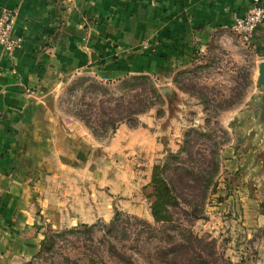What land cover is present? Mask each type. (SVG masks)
I'll list each match as a JSON object with an SVG mask.
<instances>
[{
	"label": "rangeland",
	"instance_id": "1",
	"mask_svg": "<svg viewBox=\"0 0 264 264\" xmlns=\"http://www.w3.org/2000/svg\"><path fill=\"white\" fill-rule=\"evenodd\" d=\"M8 12L15 18L14 12ZM186 22L188 24L184 25V30L167 31L168 26H164V30L171 35L163 33L151 43H141L136 47L133 57L135 63L144 64L142 67L135 65L136 74L143 71L148 74L164 98L162 106H155L138 119L137 127L145 128L151 134L160 145L161 155L144 164L139 154L134 156L135 159H130V162L127 161L126 156L122 155L125 151L122 147L125 136L120 138L118 147H109L111 152L103 147L97 148L94 151L93 163L91 162L83 174L67 177L73 181L79 179L82 184L80 189L76 181L73 184L76 187L72 186L71 196L67 194V199H59V196H56V214L58 219H61L57 225H52L49 218H44L40 203L36 204V199L31 198L29 206L33 207L30 214L33 229L23 231L20 248L17 252H11L6 264H127L114 258L107 246L100 243L102 226L113 220L114 211L117 210L123 219L128 217L131 224L137 219L151 224L155 229L160 228L159 225H154L149 203L143 196L145 177L148 175L149 183L152 167L164 158L166 151H179L183 135L188 129H205L207 117L197 96L187 94L181 89L202 94L200 97L209 101L211 110L221 102H236L238 95L243 93L241 104L245 100L252 101L251 97L258 95L259 91H263L264 97V89L257 84L258 68L261 64L257 55L260 54L250 41H243L233 31L232 25H209L208 32L201 36L195 31L202 28H192L188 18ZM143 59L149 62L144 63ZM90 80L94 81L84 75L71 77L49 96L51 110L63 117L66 123L70 122V119L79 122L72 115L87 110V106L93 103L94 99V111L99 112V101L102 97L98 95L94 98V94L85 90L90 87ZM114 82L105 78L98 79V83L110 89L111 97H119L121 94L115 91L117 83ZM108 105L112 107L113 103ZM262 105V99L255 105L261 114L258 122H264ZM238 108L239 106L219 112L216 116L219 127L227 132L228 137L225 144L219 146L216 187L206 200L203 218L195 221L187 220L182 215H177V218L199 238L213 240L217 256L224 261L227 260L231 264H264V146L260 152L254 153V162L249 164L245 171L239 168L229 172L225 169V157L222 156L228 148L234 149L236 157L244 154L242 145L238 143L245 134L240 136L238 131L248 121H254L245 120L244 114L235 115ZM1 117L0 113V119ZM123 127L133 130L127 124ZM205 131L212 134V142L222 141L223 137L216 127L214 128L213 121ZM212 142L202 140L196 149L207 155ZM104 143L106 144L103 146H106L109 141ZM97 158L98 169H94L97 166ZM257 158L258 168L255 165ZM253 168L258 169L257 176L250 174ZM56 180V183H59L63 179L59 177ZM49 183L53 189V182ZM114 184L119 192L111 190ZM245 185L248 186L247 192L240 190ZM29 187L31 190L35 189L34 176ZM56 188L58 189L57 185ZM79 190L81 191L78 192ZM50 200L47 205H51ZM97 216L101 218L95 219ZM93 225V233L90 236L85 234L83 226ZM71 230L77 232L67 233ZM140 231L141 226L136 228L132 225L126 239L111 241L117 252L128 258L131 264H160L154 253L157 247L167 246L165 240H162L165 235L173 236L175 243L180 241L177 232L165 231L163 235L159 234V237H150L147 232L137 235ZM30 232H33L32 235L28 234ZM54 233L61 236L56 238L49 251L41 253L42 241ZM37 235H41V239L30 245L29 237L35 238Z\"/></svg>",
	"mask_w": 264,
	"mask_h": 264
},
{
	"label": "crops",
	"instance_id": "2",
	"mask_svg": "<svg viewBox=\"0 0 264 264\" xmlns=\"http://www.w3.org/2000/svg\"><path fill=\"white\" fill-rule=\"evenodd\" d=\"M251 5L252 0H0V13H15L12 37L20 39V45L9 53L0 47V264H6L11 252L20 248L23 231L33 229L31 198L40 203L44 218L58 224L56 196H71L76 181L80 189L79 179L67 177L83 174L93 163L97 148L109 152V147H118L125 136V151L121 152L127 161L139 154L144 164L161 155L160 145L145 128L130 130L121 124L110 138L98 141L80 121L66 123L51 110L49 96L74 76L114 83L149 76L144 71L136 74L135 65L144 64L135 63L133 57L141 43H151L163 33L171 35L164 26H168L167 31L184 30L188 18L192 28H202L195 31L202 36L209 25H233ZM251 43L260 54L258 61L263 62L264 22L255 30ZM262 92L253 95L250 102L245 100L234 113L244 114L245 120L254 123L248 121L238 131L240 136L245 134L238 143L244 154L236 157L233 148L224 151L229 172L245 171L253 164L254 153L264 146V122H258L261 114L255 107L263 98ZM104 142L108 144L103 146ZM257 168L250 174L257 176ZM33 176L35 189L31 190ZM59 177L63 180L56 183ZM144 181L146 185L148 175ZM49 182H53V189ZM247 187L240 190L247 192ZM111 190L119 192L115 184ZM49 200L51 205H47ZM29 238L31 245L41 235Z\"/></svg>",
	"mask_w": 264,
	"mask_h": 264
},
{
	"label": "trees",
	"instance_id": "3",
	"mask_svg": "<svg viewBox=\"0 0 264 264\" xmlns=\"http://www.w3.org/2000/svg\"><path fill=\"white\" fill-rule=\"evenodd\" d=\"M84 81L89 82V80ZM90 83V87L85 89L86 92L94 94V98L98 95L102 97L99 101V112L95 113L94 99L93 103L87 106V110L79 111L72 117L80 121L98 141L110 138L121 124H127L131 129L137 128L140 115L164 104L163 96L149 76H132L119 81L115 87V91L121 94L119 97L113 95L111 97L110 89L96 81L90 80ZM181 90L197 96L207 116L205 129H208L213 121L214 128L216 127L221 133L223 139L221 142H212V134L206 132L204 128H190L183 135L179 151L176 153L166 151L164 158L152 167L150 182L142 188V191L149 203L153 223L159 225V229L137 219L131 224L129 218L123 219L122 214L117 210L114 211L113 220L108 225L102 226L100 243L107 246L114 258L127 264H131L129 259L117 252L111 241L126 239L132 225L136 228L142 227V231L137 235L147 232L150 237H159L158 235H163L165 231L179 234L180 241L175 243L173 236L165 235L162 240H165L167 246L156 248L154 256L160 264H231L217 256L213 240L207 241L196 236L182 225L177 215H182L191 221L203 218L206 200L216 187L219 173V146L224 145L228 137L227 132L219 127L216 116L219 112L238 107L244 93L238 95L236 102H221L211 110L209 101L200 97L202 94H197L193 90ZM125 96L129 98L126 99ZM110 103H113L112 107L108 105ZM202 140L212 142L207 155L196 149ZM83 228L84 233L90 236L95 225L83 226ZM74 232L77 231L71 230L67 233ZM64 234L65 232L62 235ZM60 236L61 234L58 233L46 236L41 243V253L49 251L56 238Z\"/></svg>",
	"mask_w": 264,
	"mask_h": 264
},
{
	"label": "built area",
	"instance_id": "4",
	"mask_svg": "<svg viewBox=\"0 0 264 264\" xmlns=\"http://www.w3.org/2000/svg\"><path fill=\"white\" fill-rule=\"evenodd\" d=\"M264 22V2L252 0V5L245 15L235 18L232 25L233 31L243 40L250 41L257 27ZM14 17L8 11L0 14V47L7 53L18 47L20 40L12 37Z\"/></svg>",
	"mask_w": 264,
	"mask_h": 264
},
{
	"label": "water",
	"instance_id": "5",
	"mask_svg": "<svg viewBox=\"0 0 264 264\" xmlns=\"http://www.w3.org/2000/svg\"><path fill=\"white\" fill-rule=\"evenodd\" d=\"M258 80H257V84L259 87H262L264 89V61L261 62V64L259 65L258 68ZM263 100V105L261 107V112H262V118L264 119V97L262 98Z\"/></svg>",
	"mask_w": 264,
	"mask_h": 264
}]
</instances>
